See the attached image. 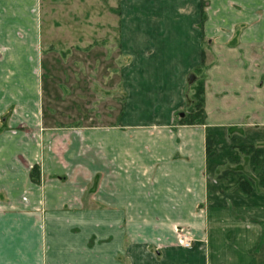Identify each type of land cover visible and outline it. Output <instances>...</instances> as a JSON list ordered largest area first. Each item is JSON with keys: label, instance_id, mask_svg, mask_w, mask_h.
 Returning <instances> with one entry per match:
<instances>
[{"label": "crops", "instance_id": "obj_1", "mask_svg": "<svg viewBox=\"0 0 264 264\" xmlns=\"http://www.w3.org/2000/svg\"><path fill=\"white\" fill-rule=\"evenodd\" d=\"M118 11L117 119L45 125L40 0H0V264H264V0ZM195 68L204 122L185 124Z\"/></svg>", "mask_w": 264, "mask_h": 264}, {"label": "rangeland", "instance_id": "obj_2", "mask_svg": "<svg viewBox=\"0 0 264 264\" xmlns=\"http://www.w3.org/2000/svg\"><path fill=\"white\" fill-rule=\"evenodd\" d=\"M40 10L43 123H113L125 100L116 40L119 0H40ZM190 105L187 98L183 115ZM120 261L129 262L124 252Z\"/></svg>", "mask_w": 264, "mask_h": 264}, {"label": "trees", "instance_id": "obj_3", "mask_svg": "<svg viewBox=\"0 0 264 264\" xmlns=\"http://www.w3.org/2000/svg\"><path fill=\"white\" fill-rule=\"evenodd\" d=\"M194 75V80L192 83H188V88L193 90V93H187V98L192 99V105H190V111L183 116L180 115L179 121L185 124H202L204 122V110H203V80L198 79L196 75L200 74L199 68H195V73L191 72ZM191 90V91H192ZM210 151V148H207ZM241 151L249 154L251 160L257 163V158L260 155V151L256 147H245L241 148ZM239 189L243 193H249L252 188L251 184L246 182V180H240L239 182ZM258 185L264 189V175L260 176L258 179Z\"/></svg>", "mask_w": 264, "mask_h": 264}, {"label": "built area", "instance_id": "obj_4", "mask_svg": "<svg viewBox=\"0 0 264 264\" xmlns=\"http://www.w3.org/2000/svg\"><path fill=\"white\" fill-rule=\"evenodd\" d=\"M178 234V242L184 248H190L192 246V239L187 236L182 229L177 230Z\"/></svg>", "mask_w": 264, "mask_h": 264}, {"label": "water", "instance_id": "obj_5", "mask_svg": "<svg viewBox=\"0 0 264 264\" xmlns=\"http://www.w3.org/2000/svg\"><path fill=\"white\" fill-rule=\"evenodd\" d=\"M193 80H194V75H193L192 73H190V74L188 75V77H187V83L190 84V83L193 82ZM180 115L183 116V113L181 112Z\"/></svg>", "mask_w": 264, "mask_h": 264}]
</instances>
